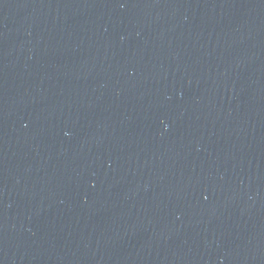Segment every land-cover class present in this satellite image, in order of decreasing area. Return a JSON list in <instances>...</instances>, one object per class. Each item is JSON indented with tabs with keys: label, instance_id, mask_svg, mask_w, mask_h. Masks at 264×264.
<instances>
[{
	"label": "water",
	"instance_id": "1",
	"mask_svg": "<svg viewBox=\"0 0 264 264\" xmlns=\"http://www.w3.org/2000/svg\"><path fill=\"white\" fill-rule=\"evenodd\" d=\"M0 264H264V0H0Z\"/></svg>",
	"mask_w": 264,
	"mask_h": 264
}]
</instances>
